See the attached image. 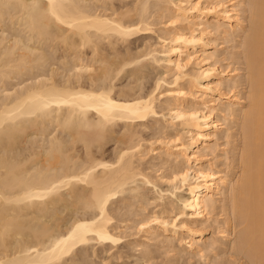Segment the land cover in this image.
<instances>
[{"label":"bare ground","instance_id":"bare-ground-1","mask_svg":"<svg viewBox=\"0 0 264 264\" xmlns=\"http://www.w3.org/2000/svg\"><path fill=\"white\" fill-rule=\"evenodd\" d=\"M79 1L85 0H33L31 4L27 0H0V21L5 16L12 18L19 15L18 25L23 26L27 32L43 41L48 39L53 41L65 36L62 38L64 40L69 37V34L65 35L67 29L70 33L72 32V35L78 36L72 38L73 45L70 47L75 46L76 39H79L78 46L83 47L87 46L86 44H89L93 37H104L105 35L110 37L111 34H114L112 36L117 35L118 39L119 37L123 39L138 33V31H151L152 24H158L151 23V19H148L151 16L146 13L150 7L148 0H143L140 3L138 1V6L136 4L137 12L135 14L139 17V19L136 18L137 21H135L136 19L129 21V17L125 18L123 15H119L118 19H115L114 16L118 15L112 16V12L111 15L96 14L93 10L79 5ZM252 1L253 4L248 9L250 16L247 17L245 0H155L157 16L164 19L160 37L167 47L164 68L167 71H174V73H170L175 74L174 81L170 83V87L173 88L165 91L161 97L164 99V107L171 124L182 126L189 131L186 141L168 138V140L162 139L163 141H161L159 139L161 141L160 149L165 156V159H162V164L170 169L171 180L164 179L163 176L158 179L176 183L173 188L184 193L180 195L179 199L183 209H188L189 216L200 220H206L226 191L232 192L233 216L238 217L244 224L236 247L245 250L256 264H264V0ZM53 4L55 7L52 6ZM146 14L149 16L147 17ZM120 17L122 19H119ZM247 18L249 28L245 31ZM53 25L59 28L65 27V34L63 35L64 31L60 32L62 33L60 37L56 32L58 37L54 32L56 27L53 28ZM51 37H53L52 40ZM213 37L224 44L236 43L237 38L242 37L243 42L238 44L239 40H237L236 49L244 48L243 54L248 70V94L245 95L241 91L245 85V79L234 80V77L239 74V69L235 67L229 70L230 67L227 69L224 65L223 68L220 65L227 59L224 57L226 55L223 56L224 59L219 57L216 52L208 51L209 46L214 44L210 42ZM96 38H93L94 42L92 41L95 45L91 42L88 46L92 44V47H97ZM15 41L16 44L21 42L18 38ZM216 42L214 49L216 46L218 47ZM210 43L212 45H209ZM16 44L9 47H15ZM1 46L0 48H2ZM95 47L94 52L98 50V47ZM10 48L1 50L0 57H8L12 54L14 49ZM24 48L28 51L31 50L25 45ZM158 54L154 52V49L149 50L144 54V57L135 56L136 59H133L132 62L139 64L138 62H142L145 58L144 61H146L148 57L155 62L157 61L154 59L155 55L157 57ZM16 55L19 56V54ZM26 57L23 54L19 58L21 61L11 59L10 62L6 59L4 60L7 62H3L1 58L4 57H1L0 82L10 78L9 75L14 72H21ZM19 61L20 63H18ZM150 61L152 60L150 59ZM132 62L127 63L126 61L125 66L123 62L121 67L131 65ZM192 62H195V66L199 68L197 69L198 76H196L197 72H194L195 76L183 73ZM11 63H14L15 66ZM110 63L108 62L106 65ZM80 67L79 70L82 69ZM104 67L105 71L102 70L105 72H102L104 74L103 81L111 75L113 76L114 73L118 72L119 74L120 68L108 75L106 69L112 72L115 67L112 69L110 67L113 66ZM13 68L16 69L14 72ZM85 68L84 70H86ZM9 69H12L11 73ZM190 71L193 72V70ZM181 78H186L187 81L182 80L186 82V84L183 82L184 86L190 85L197 90V94L185 91L183 83L181 85L178 82L181 81ZM99 85L83 88L79 84V87L74 85L69 87L70 84L69 86H59L53 81L51 84L39 81L35 85L21 88L20 91L13 89L12 91H15L11 93L7 92L8 90L5 93L2 88L5 94L2 100L0 99V152L2 153L0 155V170H3L2 173L0 172V264H61L60 262H64L63 259L69 257L76 248L87 245L90 241H95L98 244L118 241L111 229L112 219L107 204L117 194L124 192L129 184H134L135 181L139 182L136 180L137 177L143 179L144 183H150L133 163L134 159L143 156V144L140 139L136 138L134 130L132 132L128 129V134L130 131L132 133L129 135L128 142L117 154L116 159H112L114 162L110 163L109 161L101 162V160L91 159L90 162H86L87 165L83 164L80 167L74 165L77 168L70 169L67 166H69L72 156L66 154L69 149L67 141L55 138L54 135L48 141L47 148L44 149L47 161L50 160L49 167L45 170L36 168L39 166L38 162L35 163L36 167L32 165L34 163H31L34 170L30 171L29 166L28 169L25 167L22 169L24 160L27 159L20 158L23 151L18 147L15 150L18 149L21 154L18 153L19 159L16 154V159L20 160L22 166L19 162L11 159V156L8 159L9 155H5L11 149L13 152V144L17 141L20 142V137L25 136L29 132V128L32 127V130L39 125L38 132L45 131L47 129L45 123L56 124V127L61 128L63 132H68L65 133L66 135H69V132H74L73 139H78V142L80 141L90 148L93 143L101 146L104 132L107 133V128L115 126L119 121H123L125 124L139 125L150 117L157 116L155 103L158 98L153 91L145 95L133 94L131 96L126 93L129 96H120L121 94L114 96L112 87L108 88L109 85L104 84V86L102 83ZM246 101H248V107L243 109ZM90 115L96 117V120ZM240 118L243 121L244 135L243 176L238 183L231 185L232 174L213 170L208 157L213 156L210 158L212 160L217 157L215 153L217 148L211 142L219 140V133L225 121H236ZM27 130L28 132L25 133ZM24 133L25 135H23ZM133 135L134 139H137L136 142L132 140ZM68 138H71L70 135ZM76 139L71 142L73 141L74 144ZM154 150L151 148V151ZM11 151L10 153H12ZM86 153L89 154L88 151ZM61 157L62 160H60ZM173 162L175 166L170 164ZM55 164H61V167H55ZM98 168L102 170L99 172ZM79 183H82L85 188L88 187L87 190L83 189L84 193L81 191L83 185L78 186ZM76 186L81 190L75 189ZM62 189H68L73 195L72 198L69 193L65 192L71 200H77L82 208L92 210L94 213L88 217L73 218L69 223H66L68 226L63 231L59 228L60 226L52 230L54 222L51 220L53 219L49 218L52 222L51 226V222L46 224L47 222L44 221L48 218L42 219V217L48 213L50 204L51 206L56 204L55 200L58 198L62 201L69 199L65 196L66 194H61L64 191ZM59 194L63 198L58 197ZM75 201L73 202L78 204ZM51 211L50 213H52ZM164 213L161 210L148 218L143 217V220H140V225L144 227L142 232L154 236L155 228L162 233H175L177 228L181 229L187 233L188 240L185 244L188 250L201 253L200 256H202L201 243L199 244L201 233L193 231L182 222L178 226L172 223L171 230H169L168 226L171 222L169 223L161 216ZM140 221L138 222L140 223ZM54 226L56 227V225ZM229 226L227 225V228ZM196 235L198 239L194 238ZM222 235L225 236V234ZM8 251H12V254ZM172 251L175 254L178 253L175 249ZM148 254L147 251L143 253L142 259H145Z\"/></svg>","mask_w":264,"mask_h":264},{"label":"rangeland","instance_id":"rangeland-1","mask_svg":"<svg viewBox=\"0 0 264 264\" xmlns=\"http://www.w3.org/2000/svg\"><path fill=\"white\" fill-rule=\"evenodd\" d=\"M32 1L33 0H27L29 4H31ZM138 1L140 3L143 0H98L97 2L94 0H85L79 1L78 4L93 10V12H95L96 14L99 13L102 15H111L112 12V16L115 14L118 15L117 17L114 16L115 19H118L119 15H123L125 18L126 16L127 18L129 17V21H134L136 18L139 19L138 15L136 16L135 14V12H137L135 8H137V6L139 5L137 4ZM148 3L150 4V7L146 13L151 16L148 17L149 15L147 14L146 16L148 17V19H151V23H158L156 25L152 24L150 28L151 31H138V33L136 32V34H133L130 37L123 38L124 41L121 37H119L118 39L117 35L112 36L114 34H111V36L108 34L110 37H108L107 35H105L106 37L99 36L102 37L100 39L99 37H93L96 38L97 42H95L98 47L97 51L95 49L96 52H94L93 50L95 46H91L94 42L93 38V42L91 41L92 44L90 46L88 45L91 42L89 44H86L87 46H78L79 42L77 41L79 39H76L74 42L75 46L70 47V45H73L72 38H76L78 36L72 35V32L70 33L65 27L59 28L53 25V28L56 27V30H54L55 34L59 33V36L61 37L62 33L60 32L64 31L65 28L66 34L64 31L63 35L65 34L67 36V34H69L68 36H72L71 38L66 37L69 39L65 38L63 40L62 38L65 36L57 38L54 35L57 38V40L54 39L56 41H50L49 39L43 41L27 32L23 26L18 25L19 15H16L12 18L10 16H5L4 19L0 21V41L2 42V44L0 42V46L2 45L0 51H4L7 48L9 49V46L16 44V38L21 41L19 44H16V50L14 46V48H10L12 50L14 49V51H12L13 55L10 54L8 55V57L1 56L4 57H0L1 60L3 59V62H10L11 59H14L13 61H21V59H19L21 58V55L24 54V56H27L26 58H24L26 61L24 67L20 70L21 72H14V70L16 69L13 68L14 73L9 75L10 78L8 77V79L3 80L5 84L3 82H0V92L2 91L0 94L1 100L7 90V92L10 91L9 93L14 92L15 90L12 91L13 89H17L20 91L21 88L23 89L30 85H35L39 81H42L43 83L46 82V84H51V82L53 81L59 86H69L70 84L69 87H72L73 85L75 87H79V84L80 87L83 86V88H88L91 85L100 86L99 84L102 83L103 85H109L110 87L108 86V88L112 87L114 96H118L120 94V96H129L127 94H131V96H133V94L145 95L153 91L158 98L155 103V111L157 113V116L150 117L146 121L139 123V125H133L131 123L133 125L132 126L129 123L125 124V122L119 121L115 126L113 125L114 127L111 126L113 128L109 126L107 128L108 130L106 129L107 133L104 132V137L101 139L103 140V143L101 142V146L94 145L93 143L91 145L92 147L87 148L84 143L80 141L78 142V139L76 138L74 139H76L77 142L75 140L73 144V136H75L74 132H69V135L72 138L69 139V135H66L68 132H63L61 128L56 127V124L49 125L47 123V126V124L45 123L47 132L46 130H42V133L38 132L39 125L36 128L34 127V129L37 130H31L32 127L29 128V132L28 130L25 131V133H28L26 135L24 133L23 135L25 136H22V138L20 137V142L17 141L13 144V152L11 151V148V150L7 149L9 150V153L5 155H9L8 159H10L11 156V159H14L15 162L18 163L20 160L18 161L16 158L18 157L19 159L18 153L20 151L18 152V149L20 148V150L22 149L21 151H23L21 152L22 154L19 153L21 154L20 158L23 157L21 159L26 158L29 161L26 162L27 160H24L22 169H24V167L25 169H28L29 166V169L31 168V171L34 170L33 166L36 167L37 165H39L36 167L37 169L39 167L45 170L49 167L48 162L50 160L47 161V155L44 153V149L47 148L48 141L54 135L55 138L58 137L59 139L61 138L67 141L69 149L66 154L72 156V160L70 162L68 161V159L71 157L68 156L69 158L67 159V161L69 162V166L67 167L71 169L74 167V165H76L77 167H80L83 164L87 165L86 162H90L91 159H94L95 161L96 159L98 161L101 160V162H114L113 160L116 159L117 154H119L120 150H122V148L125 147L124 145H126V143L128 142L129 135L132 134L131 131H135L134 133L137 136L136 138L141 140V143L143 144V156H141V158L134 159L133 163H135V167H137L140 172L143 173L145 177H147L150 183H144L143 179L137 177L136 180H138L139 182L135 181L136 183H131L129 184V186L127 185L128 187L124 189V192L117 194L107 204V209L112 219L111 229L113 230L115 237L118 238V241H115L116 243L106 242L103 244H98L95 241H90L87 245L76 248L73 253H71L72 255L70 254L71 256L69 255V257L67 256L65 259H63V263L60 262L61 264H256L249 257L245 250H242L238 246L236 247L239 241V236L243 231L244 224H242L238 217L233 216L231 209L233 202L232 192L226 191L225 195L216 203L215 208L210 212L206 220H200L189 216L190 211L188 209H183L179 199L180 195L184 193L173 188L176 183L158 179L159 177L163 176L162 178L169 179V181L171 180L169 171L170 169L166 168V166L162 164V159H165V156L160 149V143L161 141H163L162 139H164V141L168 139H180L181 141H186L189 137V131L187 128H182V126H176L175 124L173 125V123L171 124L169 115L167 114V111L164 107V99L161 97V94H163L168 89L173 88L170 87V83L174 81L173 78L175 74H172L174 73V71H167L165 70L166 68H164V66L166 65V63H164V59L166 56L165 53H167V47L166 44L164 45V43L160 40V37L162 35L161 31L163 30L162 27H164V19H161L157 16L158 10L154 5L155 0H148ZM152 4L153 7H151ZM252 4V0H245L247 17L250 16V11L248 9L251 8ZM123 16L121 17L123 18ZM121 17L119 19H122ZM132 18L134 19L132 20ZM128 19L126 20L128 21ZM135 21H137V19ZM160 21L161 23H159ZM248 22L249 21L247 18V21L245 23V31L249 28ZM52 39L53 37H51V40ZM70 39L72 40V43ZM237 40H239V43L237 42ZM237 40L236 43L238 44L243 42L242 37L237 38ZM210 42L212 44H215L216 42V45H218V47L216 46V49H214L215 45H212L210 43L209 45L212 46H209L208 51L211 50L210 52H216V54H218L221 58L226 55L224 57H226L227 59L223 57L225 61L220 64L222 65V68L224 65L227 69L230 67L229 70L234 69L235 67L236 69H239L238 71L240 75H236L235 77L237 78L234 77V80L238 81L245 79V85L241 91L245 95L248 94V70L246 68V61L243 54L244 48L241 47L236 49L237 44L235 42L224 44L221 43L219 39L215 40L214 37L210 39ZM63 43L71 44L66 45ZM23 44L26 47H29L31 50L28 51L27 49H25ZM153 49L157 54L159 52L157 57L155 55L154 58L155 60L157 59V61L153 62V59L148 57L146 61H144L146 59L145 58L142 62H138L139 64H136L135 62L134 64L132 62L133 59H136V57H139V55L140 57H144V54H146L149 50L152 51ZM220 53L224 54L220 55ZM16 54H19V56ZM129 57L130 59H128ZM4 59H6L7 61ZM124 59L125 61H123ZM150 59L152 61H150ZM20 61L18 63H20ZM126 61L127 63L132 62V64L126 67H121L123 62V65H126ZM108 62H111L112 64L110 63L106 65V63ZM15 63L17 65V62ZM11 64L15 66L14 63ZM195 65V62H192V64H189L186 68L187 71L185 69L183 73H190V75L195 76V73L197 72L196 76H198L197 69L199 68ZM107 66H113L110 67L111 69L115 67L114 71L112 70V72L106 69L108 75L109 73L111 75V73L116 72V69L118 71V69L120 68V71L119 74L118 72L114 73L113 76L111 75V77L108 78L105 74L107 80L105 79L103 81L102 77L104 76V74H102V72L105 71L103 70V67L108 68ZM10 67H12V65ZM79 67L83 70H79ZM84 68L86 70H84ZM190 70H193V72ZM11 71L12 69L10 70V73ZM115 74L117 75L115 76ZM182 80L187 81L186 78H181V81H178L181 85L184 82ZM2 83L4 84V87H2ZM184 83L186 84V82ZM184 83L183 87L185 91L197 94V90H195L188 84L187 86H184ZM186 87L188 88L186 89ZM2 88L5 90V93ZM247 107L248 101L244 103L243 109ZM162 115L165 117H163ZM90 117L93 118L94 116L90 115ZM94 119L96 120V117H94ZM227 121H225L224 125H222V130L219 133V140H217L216 142H211V144L213 143L212 145L216 146L217 148L215 152L217 157L213 160L210 159L213 158V156L208 157V160L209 163L211 160L213 170L219 171L221 173H231V185H235L241 180L243 176V121L241 118L237 119L236 121L233 120L234 122ZM124 125L128 126L126 127ZM40 127L42 128V125H40ZM40 127L39 129H41ZM128 129L131 130V134H128ZM134 135L133 139H131L136 142L137 139H134ZM159 139H161V141H159ZM71 140L73 141L71 142ZM16 147H18L17 151L15 150ZM151 148L155 150L151 151ZM10 151L12 153H10ZM87 151L89 152L88 155L86 153ZM1 154L2 153L0 152V155ZM60 160H62V157ZM37 162L38 164L35 166V163ZM20 163L21 162H19V164ZM31 163H34L32 164L33 166L31 165ZM56 164L55 167H61V164ZM170 164L172 166H175L174 162ZM76 166L74 168H77ZM97 170L100 172V170L102 169L98 168ZM0 172L2 173L3 170H0ZM79 185L82 186L83 184L79 183L78 186ZM83 186L82 190L77 186L75 187V189L77 188L78 191H83V189L85 188V186ZM86 188L88 187L86 186ZM86 188L84 190H87ZM62 190L64 191H61L62 193H60L64 195L66 194L65 196L67 198L69 197L70 200L67 199L65 201L63 199L64 201H62V199L60 200L58 198V202L57 200H55L56 204L52 206L50 204L48 207V213H46V215L42 217V219L48 218L44 219V221L47 222L46 224H48V222L50 223L51 221L54 222L53 226L52 222L50 224L53 228L55 227L54 225H56V227L54 229L52 228V230H55L60 226L59 228L63 231L66 226H68L66 223H69L73 218L81 216L88 217L94 213L92 210H85L81 207L82 205L80 206V203H78L77 200L75 201L74 199H72L78 204L74 203L71 200L73 195L70 194L68 189ZM65 191L69 193V195H71V198ZM82 193H84V191ZM57 196L60 198L62 197V195L60 194ZM59 200L61 201V203ZM161 210L165 212L164 214H161V216L169 223L171 222L170 226H168L169 230H171L170 227L172 223L178 226L180 222H182L193 231L201 233V241L199 242V244L201 243L203 257L200 256L201 253L188 250L187 245L185 244V242L188 240L187 233H185L181 229L177 228L175 233H162L159 229L155 228L153 231L156 236L144 234L142 232V230H144V227L140 225V220H143V217H150L153 213H159ZM50 211L53 213V216ZM31 216H28V218H31ZM50 217L53 220L49 219ZM138 221H140V223ZM151 225L154 226V224L152 223ZM227 225H230L228 227L230 228L229 230H227ZM221 231H224V233H221ZM222 234H225V236L228 235V237H225ZM194 238L198 239L197 235ZM172 249H175L176 251H178V253L175 254ZM146 251L149 254L145 259H142V254L146 253ZM8 252H11L12 254V251ZM7 254L11 255L10 253Z\"/></svg>","mask_w":264,"mask_h":264},{"label":"snow or ice","instance_id":"snow-or-ice-1","mask_svg":"<svg viewBox=\"0 0 264 264\" xmlns=\"http://www.w3.org/2000/svg\"><path fill=\"white\" fill-rule=\"evenodd\" d=\"M52 6L55 7V4H53Z\"/></svg>","mask_w":264,"mask_h":264}]
</instances>
